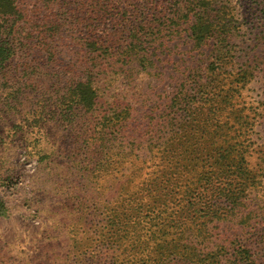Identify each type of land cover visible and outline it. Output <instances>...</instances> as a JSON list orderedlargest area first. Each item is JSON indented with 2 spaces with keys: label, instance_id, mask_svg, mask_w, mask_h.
<instances>
[{
  "label": "rangeland",
  "instance_id": "374dc122",
  "mask_svg": "<svg viewBox=\"0 0 264 264\" xmlns=\"http://www.w3.org/2000/svg\"><path fill=\"white\" fill-rule=\"evenodd\" d=\"M14 1L0 14V264H159L156 244L181 230L200 263L264 264V0H202L226 55L191 35L190 0ZM92 76L98 104L71 133L56 94Z\"/></svg>",
  "mask_w": 264,
  "mask_h": 264
},
{
  "label": "trees",
  "instance_id": "16d2710c",
  "mask_svg": "<svg viewBox=\"0 0 264 264\" xmlns=\"http://www.w3.org/2000/svg\"><path fill=\"white\" fill-rule=\"evenodd\" d=\"M200 4L206 5L202 0H190L188 4L186 5V14L193 16L194 21L191 26V35L195 38L196 42L198 44H201V42L211 39L213 36H216L218 38L219 42H215L214 46H217V52L220 55H226L228 53V50L226 49V45L223 43L227 42V31L221 32L219 35H214V29L212 26V22L209 20V15L207 9L199 7ZM15 1L14 0H0V14L2 15H8L10 11L14 8ZM143 33L144 30H140ZM136 40V43L143 47V49L147 48L148 45V37L147 34L141 35V37L138 36V34L132 35ZM134 44V46L136 45ZM5 50L2 49L0 45V56H4ZM216 61L213 62V65ZM217 64V63H216ZM93 76L90 77L87 81H78L71 87L70 90L67 91V93H60L58 92L56 94L55 99L57 100V103H59L60 109L56 108V112L58 115H63L66 119H70L71 123L70 125V132L71 133H82L84 134L87 132V130L84 129V127L89 126V116L88 114H85L89 111H94L95 106L98 104V90L95 88L93 84ZM93 153L98 154V148L93 150ZM104 156L108 155V152H102ZM117 156V166L114 170L125 171L128 168L126 167L127 159L125 158V154L116 152ZM99 155V154H98ZM120 156V157H119ZM107 160V166L105 167V170H107V167L111 166L110 159L112 158L111 155H108ZM170 170V169H169ZM156 233H153L152 237L157 238L155 235ZM165 234L160 238V241L156 244L157 250L160 251L161 261L159 264H172L177 258L184 260L187 262V264H205L200 262H205V260L199 261V258H201L202 253L201 249L198 248V246H195V243H191L190 237L185 236L183 230H181L179 233H177L175 236L171 237H164ZM248 251H240V254H247ZM249 254V253H248ZM210 255V256H209ZM148 259H151V255L148 254ZM204 256H209V258H216V262L220 261V256L216 255V253H204ZM232 255L228 257V255H224V258L227 263L230 264V259ZM223 264V263H219ZM232 264H238L237 262H232Z\"/></svg>",
  "mask_w": 264,
  "mask_h": 264
}]
</instances>
